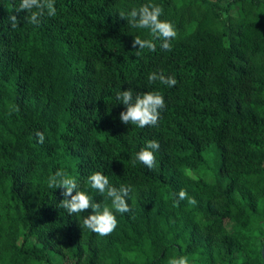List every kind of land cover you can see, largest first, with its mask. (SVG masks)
<instances>
[{"label": "trees", "instance_id": "16d2710c", "mask_svg": "<svg viewBox=\"0 0 264 264\" xmlns=\"http://www.w3.org/2000/svg\"><path fill=\"white\" fill-rule=\"evenodd\" d=\"M20 3L0 0V264H264V0H55L38 26ZM148 3L178 35L137 57L149 30L119 13ZM153 71L177 84H150ZM128 88L163 95L156 126L121 122ZM150 139L156 167L133 166ZM59 169L109 206L91 173L132 186L110 235L82 227L91 208L59 207L47 183ZM181 189L198 203L175 205Z\"/></svg>", "mask_w": 264, "mask_h": 264}, {"label": "clouds", "instance_id": "9594fccd", "mask_svg": "<svg viewBox=\"0 0 264 264\" xmlns=\"http://www.w3.org/2000/svg\"><path fill=\"white\" fill-rule=\"evenodd\" d=\"M54 5L55 0H21L19 7L14 12L20 13L26 11V13L30 14L24 17L27 22L38 26L45 16L55 17L57 15ZM162 14L163 7L155 3L143 4L139 8L133 7L127 13H119V16L126 19L131 27L148 29L151 35L150 39H142L140 36L134 37L132 47L136 49L135 56L139 57L143 49H148L152 52L156 51L157 45L155 41L157 40L161 42L160 48L162 50H172L171 41L177 37L178 33L170 21L160 19ZM8 19L13 28L18 26L19 19L16 14H10ZM147 79L150 84L156 81L168 87L177 84L174 76H166L162 71L149 73ZM116 100L119 103L122 102L126 108V110L120 112L119 118L121 122L139 128L156 126L160 110L166 107L164 97L159 91H146L133 96L132 89L128 88L127 90L117 92ZM10 109L11 111H18V106L11 105ZM11 111L9 114H11ZM36 137L41 144L45 140L43 132L37 131ZM159 147V142L155 139L147 140L146 144L135 153L132 159L133 166L139 162L148 169H154L156 167L155 153L159 150ZM47 183L51 189H63L62 195L64 199L59 202V207L65 209L69 215L79 216L89 208L92 209L91 214L83 218L81 225L83 228H87L99 236H108L116 229L118 224L116 212L124 214L131 211L127 198L132 191V186L122 184L117 188L110 183L108 176L100 171L91 173L87 178V183L91 189L104 196L106 200H110V206L108 203L95 202L88 192L80 190L76 178L69 175L63 169H59L53 175H50ZM74 190L75 194H73ZM176 196L177 199L174 200V204L177 206L180 201L185 199H187L190 205L198 203L184 189L179 190ZM168 264H190V262L186 256H174L168 260Z\"/></svg>", "mask_w": 264, "mask_h": 264}, {"label": "rangeland", "instance_id": "374dc122", "mask_svg": "<svg viewBox=\"0 0 264 264\" xmlns=\"http://www.w3.org/2000/svg\"><path fill=\"white\" fill-rule=\"evenodd\" d=\"M52 258L54 259V261H55L56 263H61V264L64 263V260L61 259V258H59V257L56 256V255H53Z\"/></svg>", "mask_w": 264, "mask_h": 264}, {"label": "water", "instance_id": "95a60500", "mask_svg": "<svg viewBox=\"0 0 264 264\" xmlns=\"http://www.w3.org/2000/svg\"><path fill=\"white\" fill-rule=\"evenodd\" d=\"M261 253H262V258H263V263H264V243H263V246H262Z\"/></svg>", "mask_w": 264, "mask_h": 264}]
</instances>
